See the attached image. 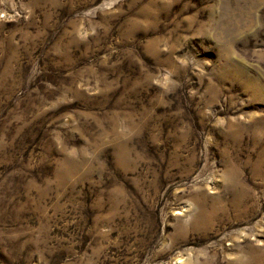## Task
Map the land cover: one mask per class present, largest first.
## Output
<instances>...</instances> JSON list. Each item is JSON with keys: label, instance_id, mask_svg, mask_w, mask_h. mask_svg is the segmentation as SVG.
<instances>
[{"label": "rangeland", "instance_id": "rangeland-1", "mask_svg": "<svg viewBox=\"0 0 264 264\" xmlns=\"http://www.w3.org/2000/svg\"><path fill=\"white\" fill-rule=\"evenodd\" d=\"M0 264H264V0H0Z\"/></svg>", "mask_w": 264, "mask_h": 264}, {"label": "bare ground", "instance_id": "bare-ground-1", "mask_svg": "<svg viewBox=\"0 0 264 264\" xmlns=\"http://www.w3.org/2000/svg\"><path fill=\"white\" fill-rule=\"evenodd\" d=\"M202 217H207V216H204V215H203Z\"/></svg>", "mask_w": 264, "mask_h": 264}]
</instances>
